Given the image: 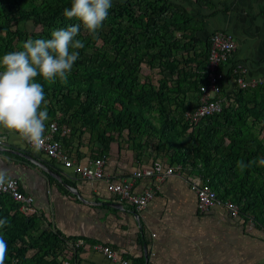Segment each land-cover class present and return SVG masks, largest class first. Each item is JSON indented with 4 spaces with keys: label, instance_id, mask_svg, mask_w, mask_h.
Here are the masks:
<instances>
[{
    "label": "trees",
    "instance_id": "obj_1",
    "mask_svg": "<svg viewBox=\"0 0 264 264\" xmlns=\"http://www.w3.org/2000/svg\"><path fill=\"white\" fill-rule=\"evenodd\" d=\"M145 2L139 15L112 6L95 39L81 28L77 38L85 47L78 50L66 84H48L37 78L44 87L49 115L45 132L55 123L58 132L53 138L63 147L87 135L99 145V156L109 153L111 143L122 140L134 151L152 146L172 167L190 168L193 182L201 181L199 186L213 191L220 201L235 205L244 221L264 236V165L258 163V158L264 159V86L227 93L221 81L216 98L226 94L237 106L192 123L185 120L199 105L200 87L207 85L210 42L201 63L196 56L188 59L179 54L180 46L190 41L174 48L167 35L168 22L163 19L167 10L162 3ZM70 6L71 0H0V57L21 50L29 38L50 39L53 30L79 23L63 15ZM143 20L142 30L137 23ZM188 24L189 20L182 24L184 30ZM146 68L161 77L155 82L147 74L140 81ZM230 73L231 69L223 79ZM158 155L153 161H162ZM252 160L257 163L244 171L237 167L238 161L248 164ZM20 208V203L0 194V219L9 221L0 229L8 245L5 264L75 261L77 255L72 258L68 244L85 243L83 239L58 234L45 217L32 213V204L25 214ZM42 219L47 225L41 229Z\"/></svg>",
    "mask_w": 264,
    "mask_h": 264
},
{
    "label": "crops",
    "instance_id": "obj_2",
    "mask_svg": "<svg viewBox=\"0 0 264 264\" xmlns=\"http://www.w3.org/2000/svg\"><path fill=\"white\" fill-rule=\"evenodd\" d=\"M147 1L162 3L167 10L163 19L168 22L167 35L170 43L174 41V48L177 43L190 41L185 47L180 46L179 54L188 59L196 56L201 63L211 36L224 33L236 46L229 62L221 67L225 73L231 69L227 80L231 82L239 76L247 82L264 80V0ZM146 5L145 0H112L114 9H130L135 15ZM186 20L189 24L184 30L182 24ZM137 24L143 30L146 20ZM122 27L128 30L125 21ZM235 66L242 67L244 73L234 74ZM229 81L223 82L227 93L234 88ZM219 100L222 110L235 105L226 94ZM185 120L192 123L188 115ZM248 123L252 125L249 117ZM257 130L255 127L254 131ZM46 132L45 135L49 133ZM261 138L262 134H258V139ZM153 141L155 144L156 140ZM119 142L111 143L106 156L97 154L99 145L90 142L87 135L61 147L74 166L94 168L93 161L103 157L106 178L131 182L132 192L136 194L154 190V198L142 210L108 192L103 180L80 178L74 169H65L62 162L53 161L2 128L0 169L7 170L20 192L33 199L32 213L45 217L58 234L83 239L87 244L110 246L135 264H264V236L251 222H245L239 214L233 215L225 206L199 212L191 190L192 185L199 183L192 181L190 168L172 167L164 154H155L152 146L134 151L131 144ZM157 155L162 161H156L173 168L171 176L159 182L133 177L134 172L151 168ZM44 221L40 222L41 229L47 225ZM71 262L114 264L101 254L84 249Z\"/></svg>",
    "mask_w": 264,
    "mask_h": 264
},
{
    "label": "clouds",
    "instance_id": "obj_3",
    "mask_svg": "<svg viewBox=\"0 0 264 264\" xmlns=\"http://www.w3.org/2000/svg\"><path fill=\"white\" fill-rule=\"evenodd\" d=\"M111 7L112 0H71L70 8H65L63 15L79 23L53 30L50 39L29 38L22 44L21 50L0 57V128L36 151L43 147L49 115L44 87L37 78L48 84L56 81L66 84L79 58L78 50L85 47L77 38L81 28L95 39ZM256 163L257 160L248 164L238 161L237 167L244 171ZM258 163L264 165V159L258 158ZM12 185L9 172L0 169V189L7 190L6 186ZM8 224L6 218L0 219V229ZM7 250V241L0 235V264H5Z\"/></svg>",
    "mask_w": 264,
    "mask_h": 264
},
{
    "label": "built area",
    "instance_id": "obj_4",
    "mask_svg": "<svg viewBox=\"0 0 264 264\" xmlns=\"http://www.w3.org/2000/svg\"><path fill=\"white\" fill-rule=\"evenodd\" d=\"M235 43L230 36L224 33H216L211 37L210 48L208 51L207 57V85L200 87V102L199 105L189 113L188 117L192 122H195L199 119L208 118L214 114H218L222 111L223 104L222 101L216 98L217 95L221 93L219 83L221 81H229L223 79L224 71L221 70L222 64L226 63L228 59L232 56L235 51ZM242 67L235 66L232 68L234 74H243L244 71ZM230 82V81H229ZM234 88L237 89H246V88H255L264 84V80L261 81H250L247 82L241 76L232 79L230 82ZM67 132L65 128L62 130ZM58 132L57 125L55 123L50 125L49 133L45 135V142L43 147L39 150L44 155L50 159H54L58 162H62V165L65 169H71L75 171V174L80 178L87 181H99L103 180L106 189L108 192L117 197L120 201H125L129 203L133 208L137 210L144 209L147 204L154 198L155 191L147 190L143 193L136 194L132 192V183L128 181H111L109 178L104 176L103 165L104 159H96L93 161L95 167L89 166H74L67 159V157L62 152V147L59 141L53 138V135ZM28 144V143H27ZM29 145V144H28ZM29 147L32 148L31 145ZM172 167H166L159 161H155L151 168L143 170L140 172H134V178H148L155 180V182L161 181V179L169 177L173 174ZM13 185L7 187V190L0 189V194L10 196L14 201L21 204V211L25 213L31 204L33 199L31 197L25 196L19 191L18 184L13 180ZM157 188V187H156ZM191 190L195 193L197 198V208L200 213H207L212 207L216 206H225L233 211V215H238V210L235 206L229 203H223L220 201L215 193L208 188L199 186V184H194L191 186ZM68 247L71 249L73 256L75 258L77 253L81 250H88L96 252L104 256L107 260L111 261L114 264H135L130 259L122 257L115 249L110 246L102 244H93L88 246L81 240L69 243ZM64 264H73L70 261L64 262ZM148 264V263H147Z\"/></svg>",
    "mask_w": 264,
    "mask_h": 264
},
{
    "label": "rangeland",
    "instance_id": "obj_5",
    "mask_svg": "<svg viewBox=\"0 0 264 264\" xmlns=\"http://www.w3.org/2000/svg\"><path fill=\"white\" fill-rule=\"evenodd\" d=\"M29 29H31V26H29ZM147 74L150 75V77H151L155 82L157 81V79H159V77H161L160 74H157L156 72L148 71V69L146 68V69H143V71H142V73H141V76H142V77H140V81H143L144 76H146ZM187 102H190V101L187 100ZM199 185H201V183H199Z\"/></svg>",
    "mask_w": 264,
    "mask_h": 264
}]
</instances>
